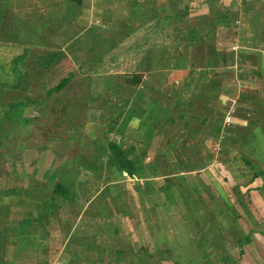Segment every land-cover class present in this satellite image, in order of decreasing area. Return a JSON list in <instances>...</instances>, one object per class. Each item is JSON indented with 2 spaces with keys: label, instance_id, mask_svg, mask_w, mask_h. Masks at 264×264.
<instances>
[{
  "label": "rangeland",
  "instance_id": "374dc122",
  "mask_svg": "<svg viewBox=\"0 0 264 264\" xmlns=\"http://www.w3.org/2000/svg\"><path fill=\"white\" fill-rule=\"evenodd\" d=\"M174 1L0 0V39L11 40L8 36L13 35L16 40L12 39L9 42L20 49L15 51L22 52V55L28 52L20 65L26 74H30L31 80L39 69L46 65L44 56L39 55L43 49H58L65 57L60 64L56 66L51 64L47 73L38 77L39 81L21 83L22 91L19 96L21 104L28 102L36 104L32 111H27L26 114L30 113L31 116L37 117L36 121H39L32 125L34 129L28 139L29 143L37 147L30 148L27 143V148L16 151L10 149L13 154L8 161L9 164L4 167L10 174L6 175L3 171L0 173V213L4 211L2 209H11L12 213L15 209L22 212L26 209L28 210L26 214L30 218L41 221L37 215L40 208L52 214L53 206L60 204L57 195H55L56 200L52 196L49 197L55 183H62L71 194L77 189L81 196L83 193L86 195L93 193L92 187L96 186L101 188L100 196L86 201L84 206L92 203L99 212L95 224L100 225L101 222L106 221L108 230L109 216L101 203L109 193H112V188L114 192L134 193V199L137 198L136 192L143 193L144 179L134 182L133 179L126 177L116 163L112 162L109 150L107 149L106 152L105 149L108 143L116 140V135L118 137L121 131L127 133L130 138L133 130L137 131V134L144 132V45L146 44L144 42L146 36L157 35L159 30V26H155V19H152L155 10L149 9L144 13V6L152 4L154 8L159 7V15L165 17L167 14L165 11L176 5L177 1ZM179 2V8L189 7L192 10L191 21L185 25L167 26V23H163L162 34L169 37L161 50L162 56L159 58L155 56L152 63L161 61L169 71L181 68L190 71L168 72L171 74L170 77L175 76L174 80L180 84H175L174 88L166 87L164 96L167 100L172 92L176 100L183 84L186 86L183 91L185 93L188 90V82L194 88L190 94L184 93L188 100L186 119L168 120L167 118L173 115L174 111L165 104L158 126L160 130L155 132L158 138L154 136V131H151L153 129H150L148 144L156 149L158 164L164 172L163 157H166L165 154L179 139L187 137L194 142V146L185 145L180 154L186 158L189 154L190 159L200 165L199 160L204 157L203 150L207 153L216 152L215 143L219 144L221 140L232 138L234 142H230L231 146L227 143L228 147H231V152L225 163V169L234 170L241 167L248 176L256 172L262 173V170L256 166H249L247 163L243 165L240 160L243 158L249 162L256 160L264 162V96L261 95L258 100L261 104H256L255 99L251 97L252 94L259 95L264 89L262 69L257 71L263 75L255 76L254 72L251 73L254 71L252 66L258 67L256 56L260 55L262 60L260 66L261 68L264 66V0H179ZM155 14L158 17V13ZM219 17L228 18V21L220 22ZM144 21L148 22L144 23ZM158 40L162 41L161 38H150V45H157ZM150 45L146 44L145 49ZM257 51L260 52L259 55ZM14 57L10 48H3L0 54L2 69L0 80L8 85L15 83L13 82ZM204 57L207 59L206 64ZM251 60H255L256 64L253 65ZM194 64H202V68L194 70ZM241 69L250 72H240ZM166 70L165 78H167ZM70 71L77 73L75 79L67 89L53 96L51 106L45 108L44 105L47 103L45 92ZM150 75H153V79H158L155 72ZM80 76L89 77L90 83L81 89H75L81 79ZM257 76H260L261 80L254 81L253 78ZM152 87L148 90H153ZM73 90L76 96L73 95ZM160 90L163 91L162 87ZM87 91L91 93L88 106L100 108L101 114H99L100 110L97 112L95 109V113L81 116L82 119L75 124L78 126L75 137L66 141V136L58 134L64 126L56 127V125H59L69 107L74 109L77 108L76 106L85 107L80 99L88 95ZM1 93L4 92H0V100L5 99L6 104L12 103L9 101H17L18 96L12 97L7 94L5 96V93L1 96ZM149 98L153 100L150 95ZM231 101H237V105L230 106ZM240 103L246 110L244 117H247L248 125L242 128L229 126L227 129L224 120L227 112L233 109L237 113ZM160 107H162L160 103L150 102L146 108L147 112L145 111L147 117L150 119ZM177 111L174 114L179 116ZM3 113L4 109L0 106V140L4 132L12 130L13 133L18 132L14 115L5 119L2 117ZM20 114H23V110ZM93 114H97L98 118L92 117ZM94 119L95 123H98L95 131L100 133L98 138L102 140H98L95 133L89 132L90 125L86 126L87 123H93ZM241 121L238 122L240 125ZM164 127L166 134L161 130ZM223 130L227 135L221 134ZM168 131L171 133H167ZM115 132L118 133L114 135ZM174 132L178 133V136L174 135ZM140 139L145 143L144 134ZM10 143V148L12 145L16 146V143L19 145L18 141L11 140ZM238 143L240 145L236 146ZM47 144L49 148L46 147ZM128 144L140 147L139 143L135 145V142H128ZM158 145H161L160 148H157ZM179 160L183 159L179 157ZM140 170L138 168V171ZM143 175L141 171L139 177ZM224 175L227 174L224 172ZM21 176L36 177L37 180L30 185L29 180L23 181L24 178L19 180ZM202 176L208 181L200 186L201 189L205 192H213L210 190L212 184L209 181H212L210 177L214 178V175L207 170ZM130 183H141L143 186L137 189ZM221 190H227V186H221ZM178 202L180 205L182 200ZM157 204L154 203V206ZM135 205L138 207L137 201ZM69 207L70 204L66 203L63 206V208ZM103 208L104 214H101ZM155 213L152 215L155 216ZM67 217L70 218V215ZM17 218L19 217L5 216L6 220ZM163 220L165 225H168L172 217L165 216ZM2 222L5 221H1L0 218V223Z\"/></svg>",
  "mask_w": 264,
  "mask_h": 264
},
{
  "label": "crops",
  "instance_id": "0c3cea01",
  "mask_svg": "<svg viewBox=\"0 0 264 264\" xmlns=\"http://www.w3.org/2000/svg\"><path fill=\"white\" fill-rule=\"evenodd\" d=\"M149 9L155 10L158 13V18L163 19L154 20L155 26H159L158 34L146 36V42H144V44L150 45V38L162 39V41H157V45H155L157 47L150 45L148 49H145L146 44L144 45V132L137 134L138 132L133 130L131 138L124 131H121L118 137L116 135L118 132H115L116 140L113 141L126 145L128 142H135V145L139 143L140 147H136L137 167L141 170L138 171V176L134 177L133 181L144 179L143 193L136 192L137 198L134 199V193L133 195L126 192H114L112 188V193H109L101 203L109 216L110 228L108 230L106 221L101 222L100 225L95 224L96 219L99 218L96 207L94 208L92 203L84 206L86 201L97 199L100 196L101 188H96V186L92 187L94 192L88 193V195L83 193L81 196L76 189L74 194L69 193V199H62L58 196L60 204L53 206L52 214L47 213L44 208H40L39 212H36L41 221L30 218L26 214L28 211L26 209L23 212L15 209L13 213L11 209H2L4 211L0 213V218L5 222L0 223V264H264V162L250 161L252 166L262 170V173L257 172L261 175L256 177L246 175L241 167L226 170L225 163H227L228 155L231 152V147L229 148L227 143L231 146L230 142H234L232 138H227L221 140L219 144L215 143L216 152L207 153L203 150L204 157L199 160L200 165H197L190 159L189 154L187 158L180 154L185 145L191 147L194 144L186 137L179 139L165 154L166 157H163L165 163L163 172L162 167L158 164L156 149L154 150L148 144V137L151 135L150 129H153L151 131H154V136L157 137L155 132L159 129V121L165 104L174 111L173 115H169L168 120L179 119L181 115L188 113V109H186L188 100L183 92L186 86L183 83V88L177 94L176 100L173 98L174 92L170 94L168 100L164 96L166 87L174 88L175 84L179 83L174 80L175 76L171 78V74L168 72H185L188 69L169 71L165 69L161 61L152 63L155 56L156 58L162 56L161 50L168 40L169 36L162 34V27H164L163 23H167V26L172 24L164 21L166 16H171V9L165 11L167 13L165 17L159 15L160 8L156 6L154 8L152 4L144 6V13ZM5 10L7 11L6 8ZM192 14V10L189 9V18L192 17ZM146 22L148 21L144 23ZM185 24L187 23H183V25ZM8 38L15 39L13 35ZM11 40L0 39V54H2L3 48H10L15 56L14 61L22 55V52L15 51L20 49L12 45L9 42ZM205 58L206 64L207 59ZM255 59L258 62V67L252 66L254 71L251 73L254 72L255 76L263 75V73H258L259 69L264 72V66L262 68L260 66V63L262 64L260 55ZM251 61L253 65L256 64L255 60ZM4 62L2 61V63ZM201 68L202 64H194V70ZM0 70H2L1 67ZM165 70L167 78L164 77ZM153 72L156 73V76L158 75V79L152 78L153 75L151 76L150 73ZM240 72L250 71L241 69ZM240 76L243 75L240 74ZM256 78L253 80H261L260 76ZM152 82L155 84L152 85ZM0 83L4 82L0 80ZM150 87L153 90H148ZM193 88L194 86L188 82V90L185 94H190ZM0 92H4L5 96L6 94L12 97L18 96L17 101H9L12 103L6 104L5 99L0 100V106L4 109L3 118L6 119L8 116L14 115L16 125L19 120L37 122L35 121L37 117L31 116L30 113L26 114L27 111H32L35 106L21 107V99H19L21 91H6L0 86ZM4 93H1V96ZM149 95L153 98L152 101ZM252 95L256 104H261L258 100L261 95L264 96V89L260 91L259 95ZM153 101L160 103L162 107L149 119L146 108ZM197 101L198 99L195 102ZM237 101H231L230 106L236 104ZM9 104L15 105V107L8 109L7 105ZM243 108L240 103L237 108L238 112H234L232 123L225 124L227 129L229 126L242 128L248 125L247 117H244L246 110ZM22 110L23 114L21 115ZM176 111L179 112V116L174 114ZM100 112L99 114H101ZM156 115L157 121H155ZM91 116L95 119L98 118L97 114ZM95 119L93 123H87L86 126L90 125L88 129L91 131L89 132L95 133L96 138L102 140L98 138L100 133L95 131L98 124L95 123ZM239 120H242L241 125L238 123ZM33 129L32 126L28 139H30ZM165 129V127L161 129L164 134H166ZM8 132H4L2 137ZM14 134L21 135L19 131ZM143 134L145 143H142L143 140L140 139ZM221 134L227 135L224 130ZM174 135L178 136V133ZM135 136L137 137L133 141ZM27 143L30 148L37 147L29 141ZM27 143L24 148H27ZM239 143L236 146H239ZM160 146L158 145L157 148ZM107 149L106 145V152H108ZM192 156L194 158L195 155ZM179 157L183 160H179ZM244 160L246 161L243 158L240 160L243 165L245 164ZM6 164H9L8 161L0 162V173L3 171L4 174L9 175L10 173L4 169ZM196 167H198L197 170ZM207 170L215 178L210 177L212 181H209L212 184L210 190L213 192H205L200 187L208 181L202 176V173ZM141 171L144 175L139 177ZM224 172L227 175H224ZM21 178H24L23 181L29 180L30 185L34 180H37L36 177L31 176H21L18 179L21 180ZM130 184L136 186L137 189L143 186L141 183ZM223 185L227 186V190H221ZM197 189H199L198 192ZM51 196L56 200L55 194L51 195L50 193L49 197L51 198ZM155 200L158 203L157 206H154ZM178 200H182L180 205ZM136 201L138 207L135 205ZM65 203L70 204V207L63 208ZM104 208L101 214H104ZM154 212H156L155 216L152 215ZM67 215H70V218ZM5 216H18L19 218L6 220ZM165 216L172 217V221L168 222V225H165L163 220Z\"/></svg>",
  "mask_w": 264,
  "mask_h": 264
},
{
  "label": "trees",
  "instance_id": "16d2710c",
  "mask_svg": "<svg viewBox=\"0 0 264 264\" xmlns=\"http://www.w3.org/2000/svg\"><path fill=\"white\" fill-rule=\"evenodd\" d=\"M71 1V0H69ZM169 1V0H168ZM174 0H171V2H173ZM177 1L176 5H172L171 6V16L170 17H166L164 18L165 22H171L172 24L175 23H188L190 18H189V7H183V8H179V0H175ZM174 1V2H175ZM153 10V9H152ZM154 12V17H152V19H157V15ZM150 16V15H149ZM159 19V18H158ZM160 20V19H159ZM220 22H226L228 21V18H221L219 17ZM145 22V21H144ZM58 51V52H57ZM25 54H28V52L26 51L23 55L17 57L14 61H13V72H14V81L15 83H13L12 85H8L5 83H0V86L4 89H10V90H17V91H22L21 89V83L24 82V84H26L27 82H31V81H39L38 77L42 76V74H44L46 71H48V69L50 68L51 64H54V66H56L57 64H60L63 61V53L58 50V49H43L39 55L44 56L43 60L46 62V65H44L43 67H41L38 71V73H36V75L32 78L33 80H31L30 74H26L24 68H22V65H20L23 60L25 59L24 56ZM65 58V57H64ZM47 73V72H46ZM77 76V73H73V72H66L65 76H63L61 79H59L58 83L50 86V88L45 92V98L47 103L44 105L45 108L46 106L49 107L51 106V98L53 96H56L57 94H59L62 90L67 89L68 85L71 83V81L73 79H75V77ZM80 80L76 85V88H83L84 86H87V84L90 83V79L89 77H85V76H80ZM74 89V90H75ZM73 90V95L76 96V92H74ZM92 92V90H91ZM86 97L83 99H80L81 103H84L85 107H80V106H76L77 108H68L66 114L64 115L63 119L61 120V122L59 123V125L56 127H63V130H61V132H59V135H64L66 136L67 140L66 141H70L72 140V138L75 137L76 132L78 126H76V123H79V120L82 119L81 116H86L87 113H95V111L100 110V108L98 107H91L88 106V101H89V97L91 96L89 93V91H87ZM26 103V104H21V107H25V106H36L35 103ZM49 105V106H48ZM8 109H13L15 107V105L9 104L7 105ZM96 109V110H95ZM95 110V111H94ZM101 111V110H100ZM99 111V112H100ZM188 113H184L183 115H181V118H179V120L182 119H186ZM38 120V119H36ZM35 120V121H36ZM172 121H174L173 119H171ZM33 120H19L17 121V125H16V129L21 133V135L17 134L14 135L13 131H9L8 133H6L2 139H1V143H0V162H6L9 161V157L12 156L13 151L12 150H17V149H23L24 148V143L28 142V138H29V133H30V129L32 128V124H33ZM39 122V121H37ZM28 134V135H25ZM13 140L14 142H19V145L16 143V146H13L10 148L9 144L10 141ZM20 141H21V145H20ZM48 147V144L46 146ZM107 148L110 152L111 155V160L112 162L116 163L117 167L119 170H121L124 175L130 179H133L134 177L138 176V167H137V154H136V147L134 146H129L126 145L124 143H117V142H111L107 144ZM12 149V150H10ZM244 163L249 166H252V162L249 161H245ZM257 175H261V173H254V177H256ZM264 185V182H263ZM52 194H55L57 196H59L62 199H69L70 198V194L68 192V190L65 188V186L60 183L57 182L55 183L54 187L52 188L51 191Z\"/></svg>",
  "mask_w": 264,
  "mask_h": 264
},
{
  "label": "built area",
  "instance_id": "2783aa9c",
  "mask_svg": "<svg viewBox=\"0 0 264 264\" xmlns=\"http://www.w3.org/2000/svg\"><path fill=\"white\" fill-rule=\"evenodd\" d=\"M233 109H229V111L227 112V116L225 117V124H230L233 120Z\"/></svg>",
  "mask_w": 264,
  "mask_h": 264
}]
</instances>
